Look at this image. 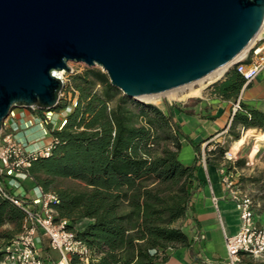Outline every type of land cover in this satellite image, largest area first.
<instances>
[{
    "label": "trees",
    "instance_id": "1",
    "mask_svg": "<svg viewBox=\"0 0 264 264\" xmlns=\"http://www.w3.org/2000/svg\"><path fill=\"white\" fill-rule=\"evenodd\" d=\"M225 76L223 95H236L243 78L235 66ZM70 86L76 104L62 128L52 131L57 143L28 168L37 185L56 194L57 217L69 221L91 252L87 262L71 255L70 264H163L165 248L187 243L174 223L185 216L196 188L192 167L178 159V124L170 112L123 94L100 68L74 73ZM238 127L264 132V112L239 102L228 127L233 140L241 136ZM209 145L206 159H223L226 147ZM245 162L227 161L228 169ZM63 179L75 184L63 186ZM249 179L264 207L263 172ZM23 219V211L0 196V257ZM81 219L90 223L75 230Z\"/></svg>",
    "mask_w": 264,
    "mask_h": 264
},
{
    "label": "water",
    "instance_id": "2",
    "mask_svg": "<svg viewBox=\"0 0 264 264\" xmlns=\"http://www.w3.org/2000/svg\"><path fill=\"white\" fill-rule=\"evenodd\" d=\"M263 21L264 0H0V131L15 107L56 109L70 61L143 101L235 62Z\"/></svg>",
    "mask_w": 264,
    "mask_h": 264
},
{
    "label": "built area",
    "instance_id": "3",
    "mask_svg": "<svg viewBox=\"0 0 264 264\" xmlns=\"http://www.w3.org/2000/svg\"><path fill=\"white\" fill-rule=\"evenodd\" d=\"M247 58H250L249 62H245ZM232 66H235L245 85L252 82L264 69L263 35L253 42L242 58L228 68ZM61 80L64 86L63 77ZM62 90L57 105L62 99ZM75 104L76 95H73L72 107ZM22 108L20 112H15V109L9 112L0 131V196L24 213L22 231L3 247L0 264H48L37 247L38 232L48 238L50 249L58 254L49 264H70L71 255H77L81 261L87 262L91 253L89 248L76 237L74 230L68 228L69 221L66 218L57 217L53 207L57 201L54 192L44 191L35 183L31 190L15 193L24 180L34 181L28 168L38 157H46L51 153L57 143L52 131L62 128L70 111L64 108L58 111L40 110L34 106ZM15 119L20 122L12 128L9 123ZM32 132L35 136H31ZM225 158L234 159L235 153L227 150ZM221 172L222 182L235 201L239 214L238 231L224 236L226 263L237 264L242 254L264 259V214L261 220L257 215L261 203L238 186L231 171L223 169Z\"/></svg>",
    "mask_w": 264,
    "mask_h": 264
},
{
    "label": "crops",
    "instance_id": "4",
    "mask_svg": "<svg viewBox=\"0 0 264 264\" xmlns=\"http://www.w3.org/2000/svg\"><path fill=\"white\" fill-rule=\"evenodd\" d=\"M262 35L264 37V30ZM249 60L247 58L245 62ZM228 69L204 88L198 100L189 105L162 109L173 115L183 134L179 135L178 159L185 166L192 167L196 184L190 208L184 217L174 223L186 234L187 243L165 248L160 253L163 264H227L224 236L239 229L235 201L222 182L221 171L225 161L213 159L212 155L206 159L205 147L208 143H211L208 149L216 142L221 143V135L228 131L239 102L264 112V69L252 82L243 83L236 95L224 96L221 88L226 83ZM19 122V119L11 120L9 126L14 128ZM34 184V181L24 180L15 193L27 192ZM263 214H257L259 220ZM88 223L90 220L81 219L73 224V228L80 231ZM37 235L38 250L49 264L58 254L50 249L46 236L40 232ZM237 264H264V259L242 254Z\"/></svg>",
    "mask_w": 264,
    "mask_h": 264
},
{
    "label": "rangeland",
    "instance_id": "5",
    "mask_svg": "<svg viewBox=\"0 0 264 264\" xmlns=\"http://www.w3.org/2000/svg\"><path fill=\"white\" fill-rule=\"evenodd\" d=\"M264 30V26L262 27L261 31L259 32V37L262 36ZM258 37V38H259ZM68 65L72 68V71H64L63 72V79L65 81V85L63 86V95L62 99L60 100L59 104H63V108L67 109L68 111L72 110V97L73 93L71 91L70 86V77L74 73L81 72L84 70L85 67H89L84 63L81 62H73L70 61ZM91 67L100 68L98 65H94ZM228 68V67H227ZM102 70V69H101ZM223 75V74H222ZM211 82L208 78H203L202 80H199L195 83H192L190 86L191 88H199L203 86V90L207 85H209ZM190 87H187L185 90H189ZM202 90V92H203ZM202 92L200 96L202 95ZM200 96L195 97H189L185 100H172L169 98H166L163 94H159L153 102H149L154 104L155 106L159 107L160 109L165 110L167 107L172 106H185L193 103L194 101L198 100ZM144 102H148L143 100ZM15 112H20L23 108L22 107H15ZM54 111H58V109H54ZM240 130V138H242L241 143H237L238 140H233L232 136L229 135L228 131L221 135V145H224L226 147V151L230 150L232 153H235V158L228 160L225 158V153L223 156L224 160V168L225 170L231 171L235 175V179L237 181L238 186L245 192H247L249 195H251L254 199L258 200L257 194V184L250 181V177L257 176L261 172L264 174V140H257L255 138V135L259 133L258 130H249L247 133L246 130H242L241 127H238ZM31 136H35V133L32 132ZM239 138V139H240ZM257 146V151L252 155H250L251 150L254 148V146ZM237 159L241 160H248V163L245 162L244 167H235L234 165H231V168L228 169L227 161L234 162ZM242 169V170H241ZM61 185L63 186H71L75 184L74 181H71L69 179H63L60 181ZM261 212H264V207H260L259 210H257V214H260Z\"/></svg>",
    "mask_w": 264,
    "mask_h": 264
},
{
    "label": "bare ground",
    "instance_id": "6",
    "mask_svg": "<svg viewBox=\"0 0 264 264\" xmlns=\"http://www.w3.org/2000/svg\"><path fill=\"white\" fill-rule=\"evenodd\" d=\"M264 26V21L262 24V27ZM262 27L260 28V30L258 31V33L256 34V36L254 37V39L251 41V43L248 45V47H246L234 60L240 59L242 58L248 48L253 44V42L259 37V32L261 31ZM231 63H228L226 65H223L217 69H215L214 71H212L211 73L207 74L206 76H204L203 78H208L210 82H213L215 80H217L218 78H220L223 74V72L225 71V69H227V67L230 65ZM64 70H59V71H55L54 74L56 76H58L59 78H62ZM203 78L199 79L202 80ZM197 80V81H199ZM195 81V82H197ZM193 82V83H195ZM192 85V83L171 89V90H167L164 91L162 93H156V94H142V95H138V97L141 100H145L148 102H153L154 99L159 95V94H163L166 98L169 99H174V100H185L186 98L189 97H195V96H200L202 90H203V86L199 87V88H191L190 86ZM187 87H190L189 90H185ZM247 133L249 132V130L246 131ZM255 138L257 140H264V132H259L255 135ZM242 142V138L238 139L237 143H241ZM257 151V146L255 145L254 148L251 150L250 155L252 156L255 152Z\"/></svg>",
    "mask_w": 264,
    "mask_h": 264
}]
</instances>
